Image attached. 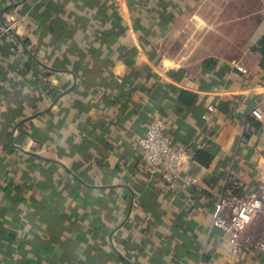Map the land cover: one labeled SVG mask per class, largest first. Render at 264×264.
<instances>
[{
	"label": "crops",
	"instance_id": "1",
	"mask_svg": "<svg viewBox=\"0 0 264 264\" xmlns=\"http://www.w3.org/2000/svg\"><path fill=\"white\" fill-rule=\"evenodd\" d=\"M263 35L264 0H0V264H264L213 226L264 183ZM155 118L196 186L146 170Z\"/></svg>",
	"mask_w": 264,
	"mask_h": 264
},
{
	"label": "built area",
	"instance_id": "2",
	"mask_svg": "<svg viewBox=\"0 0 264 264\" xmlns=\"http://www.w3.org/2000/svg\"><path fill=\"white\" fill-rule=\"evenodd\" d=\"M16 26V19H8L7 31ZM238 71L247 73L242 67ZM210 106L209 111L215 112ZM258 121L264 120V109L256 107L252 111ZM207 119V117H204ZM164 120L155 118L146 124L144 134L138 140V152L142 163L149 174L159 176L168 192H176L183 186H196L197 180L182 174V166L188 157L184 148L176 147L172 138L166 133ZM256 214L264 218V183L245 197L234 199L230 196L221 197L216 203V214L213 226L222 230L232 247L234 256H244L247 247L257 254L264 255V239L253 243L249 239L242 241V235L251 225Z\"/></svg>",
	"mask_w": 264,
	"mask_h": 264
},
{
	"label": "trees",
	"instance_id": "3",
	"mask_svg": "<svg viewBox=\"0 0 264 264\" xmlns=\"http://www.w3.org/2000/svg\"><path fill=\"white\" fill-rule=\"evenodd\" d=\"M255 51H257L258 53H259V55H260V57H261V68L262 69H264V35L262 36V38L259 40V42H258V44L256 45V47H255ZM37 63H38V61H37ZM39 64V63H38ZM41 65V64H40ZM43 67V66H42ZM45 70V72H47V76H50L51 75V70L50 69H44ZM54 70H52V72H53ZM185 95H190V94H187L186 92L185 93H183V94H181L180 95V97L179 98H183V96H185ZM203 156V157H202ZM204 157H205V159H206V156H204V155H198V156H196V160L198 161V162H205L203 159H204ZM208 160V159H207ZM208 165V161H207V163L205 164V166H207Z\"/></svg>",
	"mask_w": 264,
	"mask_h": 264
}]
</instances>
